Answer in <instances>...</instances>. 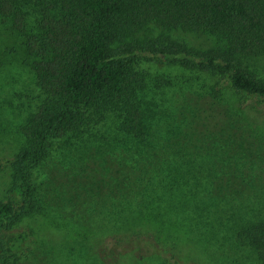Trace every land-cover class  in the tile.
<instances>
[{
  "label": "trees",
  "instance_id": "16d2710c",
  "mask_svg": "<svg viewBox=\"0 0 264 264\" xmlns=\"http://www.w3.org/2000/svg\"><path fill=\"white\" fill-rule=\"evenodd\" d=\"M0 18L23 37L28 55L35 53L43 94L20 126L22 145L12 156L0 157V168L11 173L8 193L0 199V264L20 257L34 235L31 220L43 205L33 168L50 156L56 140L97 137L99 126L111 119L127 142L145 146L152 135L155 141L148 122L154 111L146 97L149 75L142 63L207 75L210 96L228 106L222 115L217 112L220 119L264 120V78L244 65L264 58V0H0ZM151 30L161 36L145 32ZM171 31L202 34L216 43L198 49L165 35ZM143 150L148 159L155 155ZM180 173L189 177L185 170ZM142 184L145 201L108 222L97 247L101 264H118L124 257L175 264L177 226L212 233L203 220L206 212L191 204L199 188L179 183L176 173ZM174 195L181 200L176 205ZM172 210L182 220L172 219ZM236 233L264 264V218L242 223Z\"/></svg>",
  "mask_w": 264,
  "mask_h": 264
},
{
  "label": "rangeland",
  "instance_id": "374dc122",
  "mask_svg": "<svg viewBox=\"0 0 264 264\" xmlns=\"http://www.w3.org/2000/svg\"><path fill=\"white\" fill-rule=\"evenodd\" d=\"M145 32L161 36L160 30ZM165 35L198 49L216 43L202 34ZM35 57L28 55L23 37L0 18L2 158L22 145L20 126L43 100ZM244 65L264 78V58L247 59ZM141 67L149 75L146 97L154 111L148 122L153 124L155 141L152 135L145 146L127 142L111 119L99 126L97 137L56 140L50 156L33 168L43 208L31 220L34 235L11 264H101L97 247L108 222L125 216L129 205L145 201L142 190L147 187L139 186L144 180L169 179L175 173L179 183L200 189L191 204L206 212L203 220L212 228V233H200L177 226V233H172L177 244L175 264H261L236 228L264 218V120L238 123L234 118H218L217 112L228 106L210 96L212 80L207 75L168 65L142 63ZM144 147L155 155L141 156ZM184 170L189 177L180 173ZM10 180V169L1 167L0 199L8 193ZM171 201L176 205L181 200L174 195ZM170 216L182 220L179 211L172 210ZM118 264L163 263L157 257H124Z\"/></svg>",
  "mask_w": 264,
  "mask_h": 264
}]
</instances>
